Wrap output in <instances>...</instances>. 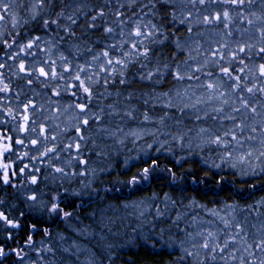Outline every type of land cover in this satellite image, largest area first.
I'll use <instances>...</instances> for the list:
<instances>
[{
	"label": "trees",
	"instance_id": "16d2710c",
	"mask_svg": "<svg viewBox=\"0 0 264 264\" xmlns=\"http://www.w3.org/2000/svg\"><path fill=\"white\" fill-rule=\"evenodd\" d=\"M20 4L24 12L25 0ZM42 4L36 17L26 10L21 24L7 31L0 56L44 35L72 60H82L119 47L137 23L148 34L124 69L87 92L78 90L79 102L94 112L79 132L86 135L84 163L74 168L84 173L65 178L43 165L38 179H31L14 162L8 183L0 181V264H264V237L253 230L254 223H264V158L249 171L216 163L211 155L221 149L219 139L233 130L228 120L219 117L215 122L224 124L214 129L196 104L173 98L206 94L213 82L223 93L241 94L243 106L252 107L244 91L256 90L252 95L259 97L257 90L264 89V0ZM34 77L46 83L42 75ZM8 80L11 84V75ZM184 88L189 94L179 92ZM47 92L49 86L31 101L22 100L19 111L42 115L50 108ZM19 120L7 112L0 124L13 144L21 138ZM145 125L154 132L126 136L127 129ZM207 127L217 142L190 148L186 131ZM41 128L34 130L41 135ZM162 199L170 206L157 210ZM231 208L226 220L231 231L224 229L211 251L197 258L182 250L196 222L207 217L221 225L219 218L226 216L220 212Z\"/></svg>",
	"mask_w": 264,
	"mask_h": 264
},
{
	"label": "rangeland",
	"instance_id": "374dc122",
	"mask_svg": "<svg viewBox=\"0 0 264 264\" xmlns=\"http://www.w3.org/2000/svg\"><path fill=\"white\" fill-rule=\"evenodd\" d=\"M41 4L42 0H25V11L29 10V16L34 18ZM21 7L20 0H0V45L3 44L7 31L14 30L21 24V20L24 18L22 13H25V11L22 12ZM4 15L6 19L3 17ZM124 32L125 28L122 33L123 37ZM127 34L126 39L123 38L116 43L119 47H111V50L105 53L89 54L82 60L79 58L72 60L63 48L54 42L53 38L44 35L32 38L25 45L19 47L20 49H13L0 56V71L2 72L0 80L3 92L10 86V83H4L6 80L4 71L6 70L11 75V84H15V91L18 93L16 96L9 95L12 98L7 105L10 110H16L9 112L10 114L20 115L19 123L16 124L17 135L21 131V138L14 144L11 142L10 135L5 137L6 144L0 143V181L8 183L10 173H14V162L20 163L19 170L22 175L30 174L32 175L31 179H38L40 167L43 165L54 170V173H59L61 177L66 176L65 178L84 173L83 169L77 171L74 168L75 164L84 163L82 148L85 146L86 135L82 136L79 132L81 127L89 124L88 122L94 117V112L87 104L79 102L78 90L87 92L90 86L101 79L103 80L110 72L124 69L128 59L136 56V52H138L136 43L144 44L148 33L141 31L139 23H137V26L132 31L129 30ZM18 65L19 69L16 70ZM35 74L46 78V83L42 81L43 78L36 80ZM46 86H49L47 93L50 95L48 97L50 101L46 100L45 103L50 108H56V113L49 108L37 117L33 115V110L29 109L28 111L27 108L24 111H19L25 107L22 100L29 99L31 101L33 97L35 98V92L44 90ZM217 87L220 88V85L216 86L211 82L206 94L173 98L181 103L196 104L199 107L197 110L200 116L212 118L214 124L213 122L211 124L214 129L221 128V125L224 124L221 121L215 122L219 117H222L221 120H228V128L231 127L233 130L229 132L228 138L219 139L221 149L215 156L211 155L213 161L216 163L230 162L232 166L238 168L242 166V169L248 171L258 167L264 158V120H262L264 119V89L257 90L258 94H261L259 97L252 95L256 93V90L244 91L252 105L251 108H246L243 106L246 103L241 99V94L223 93V90H219ZM186 89L179 90V92H186ZM186 93L189 94L188 90ZM62 94L73 96V98L71 101H67ZM3 105L4 110L7 111V105ZM39 125H42L41 135L37 130H34ZM152 129V126L145 125L140 129L129 128L125 133L126 136L140 138V136L150 135L154 132L151 131ZM50 136H54V139L51 140ZM184 136L186 144L190 148L197 145L204 147L209 141L217 142L215 136L212 137L210 134L208 127L206 129H188ZM181 144H183L182 141ZM9 154L14 155L13 161L9 160ZM165 206H170L166 199L155 204L157 210L164 209ZM233 209L220 212L225 213L226 216L219 218L221 225L207 217L202 218L199 223L196 222L194 232L188 234L185 243L181 245L182 250L196 254L197 258H200L205 252L211 251L212 244L222 231L226 228V231H231L226 220L231 218L230 215H233ZM212 214L215 215V213ZM234 226V230H237L236 224ZM253 226L254 235L264 237V223L256 222ZM49 248L44 245L42 249ZM35 251L40 254L38 249Z\"/></svg>",
	"mask_w": 264,
	"mask_h": 264
},
{
	"label": "flooded vegetation",
	"instance_id": "af4514ba",
	"mask_svg": "<svg viewBox=\"0 0 264 264\" xmlns=\"http://www.w3.org/2000/svg\"><path fill=\"white\" fill-rule=\"evenodd\" d=\"M8 49V47H7ZM0 70H1V67H0ZM5 72V75H4V79L6 78L7 80V83L10 82L8 80L10 74L6 72V70L4 71ZM1 74L2 72L0 71V79H1ZM8 88V87H7ZM6 88V89H7ZM4 90L3 92V87H2V83H1V80H0V124L3 126V123H4V113H7V112H15L16 110H10V108L8 107V102L10 101V99L12 97H9V95H13V96H16L18 93L15 91L16 90V86L15 84H10L9 88L7 90ZM7 105V111L4 110V105ZM6 131L4 130L3 127H0V143L2 144H6Z\"/></svg>",
	"mask_w": 264,
	"mask_h": 264
}]
</instances>
